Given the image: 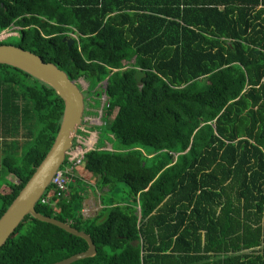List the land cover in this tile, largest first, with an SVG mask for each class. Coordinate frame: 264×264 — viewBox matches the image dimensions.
<instances>
[{"label": "trees", "instance_id": "trees-1", "mask_svg": "<svg viewBox=\"0 0 264 264\" xmlns=\"http://www.w3.org/2000/svg\"><path fill=\"white\" fill-rule=\"evenodd\" d=\"M15 26V46L106 97L101 126L122 145L100 142L82 166L104 191L127 186L130 202L101 198L84 217L73 171L68 195L50 186L36 205L92 237L96 256L73 264H264V0H0V32ZM64 109L52 87L0 64V129L21 123L29 137L0 155V176L17 179L0 191V218L52 148ZM88 248L28 215L0 264Z\"/></svg>", "mask_w": 264, "mask_h": 264}, {"label": "water", "instance_id": "water-1", "mask_svg": "<svg viewBox=\"0 0 264 264\" xmlns=\"http://www.w3.org/2000/svg\"><path fill=\"white\" fill-rule=\"evenodd\" d=\"M67 40L70 47L75 43V38H66L65 41ZM0 64L20 69L49 85L65 104L61 126L52 148L0 218V250L26 216L31 215L40 221L53 224L70 234L83 238L89 245L87 251L52 264H73L79 260L94 257L97 254V248L88 233L76 229L68 222L45 216L36 210V205L51 186L54 175L65 164L67 155L73 149L79 131L83 128L86 111L83 91L78 86V81L71 80L68 74L57 65L45 62L41 56L15 45H0ZM144 76L145 74L141 70L135 74V79L140 87L143 86ZM105 82L107 83V80Z\"/></svg>", "mask_w": 264, "mask_h": 264}, {"label": "rangeland", "instance_id": "rangeland-1", "mask_svg": "<svg viewBox=\"0 0 264 264\" xmlns=\"http://www.w3.org/2000/svg\"><path fill=\"white\" fill-rule=\"evenodd\" d=\"M19 30H20V27L15 26L14 28H11L8 31L4 30V32H0V37H2L1 41L16 45L19 41V36H18ZM78 85L81 89L83 88L86 91L89 86V84L82 78L79 80ZM98 86L95 90H98ZM91 99L93 101V104H92L94 105L93 107L98 108V109H93V111L95 112V114L93 115L89 113L86 114V118L84 119V125L82 128L83 132L81 134L79 132L80 136L86 139V141L90 142V144L94 143V146H93L94 148H96L101 142L100 145H103V148L105 147L109 151H115V150L121 149L122 145L119 143L117 139H115L109 133L108 127L101 126L103 124L102 113H101L103 109L102 104L104 103V100L106 99V97L103 95L101 98L97 96L96 97L92 96ZM15 124H16V120H15ZM98 127L99 128L102 127V128L98 130ZM12 132H13L12 134L11 133L8 134V133H5V131H2L0 129V138L2 142L1 150H0L1 156L4 154L5 150H7V146L11 144L10 142L24 144L29 138L27 136L26 128L23 127L21 123L19 124L17 129L15 126V129ZM93 147L87 148V146H85L84 148L88 150H92L94 149ZM121 151H124V150H121ZM74 175L76 177L81 178V180H79L78 183H76L75 180H72L71 184L72 186L76 185L77 188L83 191L85 194L84 195L85 200L83 202L82 213H83V216L86 218L95 216L97 212L101 210L102 208L101 198L103 200H106L109 203L111 199H115V201L122 202V203L131 201V198H130L131 196L129 194V188L122 183L118 184V190L116 191H110V192L104 191V189L98 187L97 178L95 176H92L88 172H86L82 165L75 167ZM16 181L17 179L15 178V176L11 174L4 176V174H2V176H0V191H4L8 189V184L12 182H16Z\"/></svg>", "mask_w": 264, "mask_h": 264}, {"label": "built area", "instance_id": "built-area-1", "mask_svg": "<svg viewBox=\"0 0 264 264\" xmlns=\"http://www.w3.org/2000/svg\"><path fill=\"white\" fill-rule=\"evenodd\" d=\"M1 39L2 37H0V41ZM85 146H87V148L93 147L94 143L90 144V142L86 141V139L82 138L79 134L76 138L73 149H71L67 155L65 164L54 175L51 186L53 187L52 190L56 192L58 197L66 196L68 194L70 174L74 171L75 167L83 164L85 161V154L89 151L88 149L84 148ZM41 200L43 203H47L49 198L45 197L43 199L41 198Z\"/></svg>", "mask_w": 264, "mask_h": 264}, {"label": "flooded vegetation", "instance_id": "flooded-vegetation-1", "mask_svg": "<svg viewBox=\"0 0 264 264\" xmlns=\"http://www.w3.org/2000/svg\"><path fill=\"white\" fill-rule=\"evenodd\" d=\"M76 81H78L77 82V84H78L79 83V80H76ZM82 91H84L83 94L85 96V107H86V111H85V116L84 117L86 118V114H88V113L91 114V115H93V112H94L93 109H95V108L92 107L93 101L91 99V96H89V94L87 93L86 90L83 89Z\"/></svg>", "mask_w": 264, "mask_h": 264}, {"label": "crops", "instance_id": "crops-1", "mask_svg": "<svg viewBox=\"0 0 264 264\" xmlns=\"http://www.w3.org/2000/svg\"><path fill=\"white\" fill-rule=\"evenodd\" d=\"M260 7H262V6H260ZM107 83L106 82H104V86L106 85ZM104 98V97H103ZM105 103H106V99L104 100V103L102 104V106L104 107V105H105ZM102 113V112H101ZM98 144V143H97ZM96 144V145H97ZM112 147V146H111ZM102 149H105V150H107L105 147L104 148H102Z\"/></svg>", "mask_w": 264, "mask_h": 264}]
</instances>
